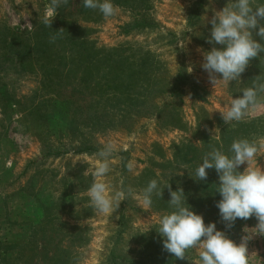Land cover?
Here are the masks:
<instances>
[{
    "label": "rangeland",
    "instance_id": "1",
    "mask_svg": "<svg viewBox=\"0 0 264 264\" xmlns=\"http://www.w3.org/2000/svg\"><path fill=\"white\" fill-rule=\"evenodd\" d=\"M112 2L119 11L106 19L83 0H68L49 28L42 19L50 0H0V264H197L196 250L179 260L156 231L173 210L167 185L176 191L184 189L180 179H197V167L181 158L195 151L185 147L231 156L224 148L230 136L264 137V105L234 126L220 113L264 76V60L252 59L240 82L215 87L201 67L204 52L223 47L207 41L210 20L229 0ZM60 29L50 42L47 32ZM57 100L68 109H56ZM108 143L115 145L104 178L110 193L131 188L135 195L102 215L87 193L94 154ZM252 167L264 170V150ZM206 171V181L197 179L202 186L184 194L187 205L238 245L258 221L238 218L226 228L206 196L218 174ZM152 179L164 191L149 208L140 197ZM248 255L249 264H264V236L249 241Z\"/></svg>",
    "mask_w": 264,
    "mask_h": 264
},
{
    "label": "clouds",
    "instance_id": "2",
    "mask_svg": "<svg viewBox=\"0 0 264 264\" xmlns=\"http://www.w3.org/2000/svg\"><path fill=\"white\" fill-rule=\"evenodd\" d=\"M67 3L68 0H50L42 23L51 28L58 8ZM83 6L99 10L106 19L119 11L112 0H83ZM210 24L211 38L207 42L223 47H212L210 51L203 53L202 69L208 73L209 82L214 87L221 81L240 82L241 75L252 59L264 60V57L259 56L264 53V44L257 42L253 36V32L258 29L256 35L264 40V4H256L255 0H229L221 11L214 14ZM64 31H56L50 37V42H54ZM188 69L191 73L192 68ZM217 74L222 79H217ZM261 93H264L262 75L255 77L252 86L242 89V96L232 98L220 112L224 124L234 126L233 122L242 121L250 111L264 105ZM261 150H264V137L251 141L246 138L234 140L229 149L231 156L212 147L195 169V176L199 181H206L208 169H215L218 174L219 186L216 192L222 199L217 202L216 207L226 228L231 229L238 218L247 220L253 216L258 221L256 226L251 229L245 227L243 231L246 235L241 237L237 245L225 232L217 230L215 223L206 226L203 216L196 214L187 205L183 189L172 191L168 184V204L173 210L159 219L156 228L163 238V249L166 252L179 260H189L188 251L196 250L199 258L197 264H249V241L256 235L264 236V170L252 167V162ZM114 151L115 145L108 143L94 154L97 158L96 167L92 172L93 182L87 194L94 212L102 215L115 213L126 195H135L131 188L127 192L120 190L110 193V186L104 178L111 170ZM245 163L247 168L243 172L238 171ZM127 167L132 170L131 163ZM163 191L164 188L159 187L156 179L150 180L142 190V205L150 208L153 194L162 198Z\"/></svg>",
    "mask_w": 264,
    "mask_h": 264
},
{
    "label": "trees",
    "instance_id": "3",
    "mask_svg": "<svg viewBox=\"0 0 264 264\" xmlns=\"http://www.w3.org/2000/svg\"><path fill=\"white\" fill-rule=\"evenodd\" d=\"M43 26L45 27V25H43ZM50 32L52 34H55V31H53V30L48 31L47 33L51 34ZM42 36H45V33L42 32ZM47 76H51V75L48 74ZM180 91H181V89H180ZM175 92H176V89H175ZM2 95L4 96L3 98H6L7 97V93L6 92H4ZM11 101H13V99H11ZM59 102H62V103L56 105V109H58L60 105L61 106L63 105L62 107L65 110L68 109V107L66 106V104L69 105V102L68 101H65V100H57L56 101V104L59 103ZM60 109L61 108H59V110ZM61 111H62V109H61ZM65 114L67 115V113H65ZM58 122H59V120H58ZM238 139H243V137H238L237 138V137L230 136V138L227 139L226 143H224L225 144L224 145L225 150H227V148L230 149V146L233 143V141L234 140H238ZM185 148L186 149L189 148V149L195 151V153L193 155H188V152H185L184 155L181 158L185 161L186 164H192V166L198 167L202 163V155L204 156L206 154V152L205 151H202L199 147H197V146H195L193 144H189ZM189 156H191V157L189 158ZM213 173L215 174V177L217 179V173L215 171ZM197 182H198L197 179H196V181H194V180H192V181H185L183 179H180V184L182 183V185H183L182 187L184 188L183 189L184 190V194L186 196H189L191 193H193L194 192V188L198 189L199 187L202 186V184H196ZM213 182L214 181L211 182V184H210L211 188L209 190V193L206 196L209 197L208 203H209L210 197H214L213 204L214 203L217 204V202H219L222 199V197L220 196V197H217L215 199V197H216L215 195L216 194L220 195L218 192H216V188L219 186V184L213 183ZM197 185H198V187H197ZM195 191H198V190H195ZM186 203L189 204V201H187V199H186Z\"/></svg>",
    "mask_w": 264,
    "mask_h": 264
}]
</instances>
